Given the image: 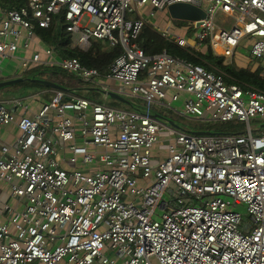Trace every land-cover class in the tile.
I'll return each mask as SVG.
<instances>
[{
	"label": "built area",
	"instance_id": "1",
	"mask_svg": "<svg viewBox=\"0 0 264 264\" xmlns=\"http://www.w3.org/2000/svg\"><path fill=\"white\" fill-rule=\"evenodd\" d=\"M176 2L207 16L164 28L167 39L227 59L243 44L264 61V0L0 6V66L30 49L57 16L71 49L88 51L99 40L122 50L106 73L63 56L59 44L46 48L47 60L39 52L22 58L23 72L55 66L78 84L50 88L51 99L37 105L43 91L0 97V264H264V132L251 126L264 120V90L167 49L147 54L137 42L150 22L146 8L154 18ZM91 90L99 96L90 98ZM109 92L130 108L112 106ZM170 113L247 127L197 134L172 125Z\"/></svg>",
	"mask_w": 264,
	"mask_h": 264
},
{
	"label": "trees",
	"instance_id": "2",
	"mask_svg": "<svg viewBox=\"0 0 264 264\" xmlns=\"http://www.w3.org/2000/svg\"><path fill=\"white\" fill-rule=\"evenodd\" d=\"M27 2L28 0H0V6L5 9H15L26 5ZM63 22V17L57 16L50 27L39 28L37 30V33L42 38L44 44L47 46L59 44L64 49L61 52L63 56L77 57L85 66L97 68L100 72L106 73L110 64L121 53V47H107L106 43L95 40L93 41L92 47L88 51L71 49V34L65 29ZM182 22V20H175L176 25H179ZM152 24L153 22L145 25L137 39L138 45L143 48L147 54L154 55L164 49H167L174 56L186 58L195 63L202 64L209 70H215L214 66L223 69L229 75L227 79L228 82H235L239 80L248 85L264 90V76L262 69L253 71L247 67L238 68L233 61H229V59L224 56H215L211 47H208L207 52L183 48L167 39L160 33L159 30L155 29ZM56 74L57 72L55 68L42 69L41 67H36L24 73V76L26 78L48 79L55 83L63 84V82L56 78ZM22 83L28 86L48 88V86L30 79H26ZM235 123H237V121H226L218 123L214 126L221 127L218 129L219 132H227L229 130L226 126L231 125L234 129ZM263 128H261V131H263ZM200 130H202V128H200Z\"/></svg>",
	"mask_w": 264,
	"mask_h": 264
},
{
	"label": "rangeland",
	"instance_id": "3",
	"mask_svg": "<svg viewBox=\"0 0 264 264\" xmlns=\"http://www.w3.org/2000/svg\"><path fill=\"white\" fill-rule=\"evenodd\" d=\"M154 10V8L152 6H148L146 8V11L144 12L145 16L149 19V21L154 22L158 25H160L162 28L166 26V24L164 22H167V19L165 18V14H164V10L162 11H157V15L156 18L152 19L150 16V12ZM166 12V11H165ZM167 15H169L168 13H166ZM86 22V19L83 20V23ZM175 23V22H174ZM175 26H177L175 24ZM32 51V50H31ZM29 51L28 54H31L32 52ZM20 52H23V54H25V50L21 49L17 52L16 57L19 56ZM229 60H233V63L238 67V68H243V67H247L250 68L253 71H256L258 69H262V71L264 70V61L262 59L259 58H255L252 56L251 54V47L245 48L243 44L240 45V47L237 49V53L236 56L233 59H229ZM4 64H7V71H5L6 73H8L9 71H20L21 69V65H20V61L16 58L12 59V58H6ZM42 69H51V68H55L56 69V78L59 79L61 82H69V81H74L77 80V78L72 75L71 73H67L66 71L62 70L59 67H53V66H42ZM50 74V73H48ZM263 76H264V72H263ZM23 77H25L23 75ZM3 81V80H1ZM106 81V80H104ZM87 85V84H86ZM46 86V85H45ZM39 87L37 86H28L25 85L22 82L16 83V84H12L9 86H5L0 88V97H12V96H16V97H29L30 94H32L34 91H36ZM46 89V88H45ZM140 101H142L141 99H139ZM112 106L115 107H120V108H127L126 105L122 104L120 101H116V100H111L109 102ZM119 104V105H114V104ZM182 101H179L177 103H174L175 107L178 108H182L183 104ZM162 112V110H160ZM169 117L174 119L176 121V124L178 125V127L182 128V129H199L202 128V131H211L213 130V132H219L218 129H220L221 127H215L214 125H212L211 123H207V122H202L200 120L197 119H190V118H181L179 116H176L174 114H169ZM239 122V123H238ZM237 120V123H235L234 125V129H238V128H244L246 129L247 127V123L246 122H242ZM264 120H252L251 121V126L252 127H264ZM225 127V126H224ZM226 128H228V130L233 129L231 125H227ZM216 130V131H215ZM18 132V131H16ZM264 132V128L263 131ZM8 133L9 131H5L3 133V137L4 139H6L8 137ZM161 136H167V132H164ZM155 152H161V154L163 155V151H160L158 149V145H155L154 147ZM236 210L240 213H242V215L245 217V220H250V216L247 213V209H246V205H239L237 206ZM154 264H159L155 259H154Z\"/></svg>",
	"mask_w": 264,
	"mask_h": 264
},
{
	"label": "crops",
	"instance_id": "4",
	"mask_svg": "<svg viewBox=\"0 0 264 264\" xmlns=\"http://www.w3.org/2000/svg\"><path fill=\"white\" fill-rule=\"evenodd\" d=\"M166 11V12H165ZM165 11H164V14H165V18L164 19H167L166 21L167 22H164L165 24H166V26L165 27H161L160 25H158L157 24V26H158V30L160 31V33L162 34V30L164 29V28H167V27H169V26H172L174 29H176L175 27V20L174 19H172L171 17H170V15H167L166 13H168L167 12V10L165 9ZM169 14V13H168ZM157 15V14H156ZM154 18H156V16L154 17ZM154 18H152V19H154ZM182 21H184V20H182ZM148 22H149V19H148ZM149 23H152L151 21L149 22ZM153 24H156V23H154L153 22ZM171 27V28H172ZM173 29V30H174ZM175 31V30H174ZM163 35V34H162ZM47 47H49V46H47L46 44H44V42H43V40H42V38L38 35V33H37V38H35V40H34V43L32 44V46H31V48L30 49H24V48H20L19 50H21V49H24L25 50V54H23V52H20L19 54V56H17V57H14V58H16V60L18 59L20 62L22 61V58H24V57H29V56H31L33 53H35V52H39V53H41V55H42V60H47V59H49L48 58V56L45 54V50H46V48ZM32 50V51H31ZM29 51H31L32 53L31 54H28L29 53ZM202 52H207V48H204V49H202L201 50ZM236 53H237V50H236ZM14 58H12V59H14ZM229 61H233V60H229ZM5 62H3L2 63V65L0 66V81L1 80H7V79H11V78H16V77H20V76H23L24 75V73H26V72H23L22 71V67H21V69H20V71H17V72H15V71H9L8 73H6L5 71H7L6 69H7V64H4ZM20 65H21V63H20ZM36 67H42L41 65H33L31 68H30V70L31 69H34V68H36ZM29 71V70H28ZM262 72H264V71H262ZM66 83H68L69 85H73V86H76L77 84H78V82L77 81H69V82H63V84L64 85H66ZM51 87H48V88H38L36 91H34V92H38V91H43V95L41 96V97H39L37 100L36 99H34L33 100V104L34 105H37V102H41V101H43V100H48V99H51V97H52V95H53V91H51V89H50ZM81 93H82V91H81ZM90 98H97L98 96H99V94L96 92V91H90L88 94H87ZM111 100H116V101H120L122 104H124V105H126V107L127 108H130V104H128V103H125V102H123V101H121V100H118V99H114V98H111ZM140 102H142L143 103V101H140ZM119 105V104H118ZM173 120V119H172ZM173 121H175V120H173ZM175 123H176V121H175ZM262 128V127H261ZM10 130H12V133H14V136L17 134V129H10ZM230 131V130H229ZM4 133V132H3ZM13 138V136L12 135H8V137H7V139H12Z\"/></svg>",
	"mask_w": 264,
	"mask_h": 264
},
{
	"label": "water",
	"instance_id": "5",
	"mask_svg": "<svg viewBox=\"0 0 264 264\" xmlns=\"http://www.w3.org/2000/svg\"><path fill=\"white\" fill-rule=\"evenodd\" d=\"M167 12L169 13L170 17L174 20H192V21H197V25L200 24L201 20L204 19L207 14L206 12L200 8L199 6L190 4V3H185V2H176L173 4L168 5L167 7ZM26 79H30L32 81H35L37 83H41L43 85H46L51 88H63L61 84L55 83L51 80L48 79H41V78H26L23 76L16 77V78H11L7 80L0 81V88L9 86L12 84H16L19 82H23ZM109 95L111 98L121 100L125 103L130 104V101L116 93L109 92ZM158 117H161L160 115H157ZM169 122L174 125L178 126L175 121L172 119H169ZM264 126V125H263ZM197 134H207L211 133V131H194Z\"/></svg>",
	"mask_w": 264,
	"mask_h": 264
}]
</instances>
